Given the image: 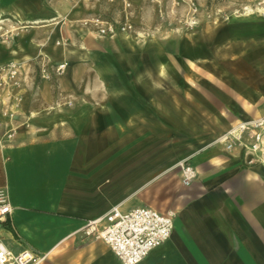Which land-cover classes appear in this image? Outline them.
Instances as JSON below:
<instances>
[{
  "label": "crops",
  "instance_id": "crops-1",
  "mask_svg": "<svg viewBox=\"0 0 264 264\" xmlns=\"http://www.w3.org/2000/svg\"><path fill=\"white\" fill-rule=\"evenodd\" d=\"M126 1L0 0V66L23 62L31 76L14 90V136L0 130V187L13 205L1 242L47 253L42 264H122L83 227L114 206H152L145 189L190 157L194 196L177 210L171 238L139 264H264V166L216 143L264 115V12L235 15L228 30L206 23L198 37L189 29L161 38L148 22L144 38L101 36L84 23L121 20ZM7 29L14 36L2 39ZM40 55L66 62L63 74L40 80ZM161 126L182 153L154 149Z\"/></svg>",
  "mask_w": 264,
  "mask_h": 264
},
{
  "label": "built area",
  "instance_id": "built-area-1",
  "mask_svg": "<svg viewBox=\"0 0 264 264\" xmlns=\"http://www.w3.org/2000/svg\"><path fill=\"white\" fill-rule=\"evenodd\" d=\"M253 3L252 9L261 7L264 12V0H254ZM124 6L121 20L94 18L84 23L94 25L101 36L135 31L133 13L128 10L131 4L126 1ZM14 31L7 29L1 34L2 39L13 37ZM66 67V62L53 64L47 57L40 55L32 73L40 80L51 81L62 75ZM29 78V65L26 63L10 61L0 66V130L4 129L3 134L9 139L16 132L11 126V119L22 101V94L14 90L21 89ZM216 143L221 144L226 152H239L249 164L264 166V115L237 122ZM177 167L183 187H190L198 179V170L190 163V157L181 160ZM12 211L7 189L0 187V222H6ZM176 216L174 210L160 211L152 206H137L128 212H122L119 206H114L103 216L87 221L83 230L87 235H93L106 243L122 264H139L152 250L171 238ZM47 257V253L40 254L27 247L14 251L0 240V264H42Z\"/></svg>",
  "mask_w": 264,
  "mask_h": 264
},
{
  "label": "rangeland",
  "instance_id": "rangeland-1",
  "mask_svg": "<svg viewBox=\"0 0 264 264\" xmlns=\"http://www.w3.org/2000/svg\"><path fill=\"white\" fill-rule=\"evenodd\" d=\"M131 7L128 9L133 13V19L135 21V31L120 33L131 34L138 38L147 37L148 33L139 29L148 22L157 28L159 37L164 38L169 34H181L184 30H192L193 33L198 35V29L200 26L216 22L218 26H223L222 29H230L235 15L241 12L259 14L258 11L261 7L252 9L254 6V0H127ZM256 3V2H255ZM149 8L148 13H143L144 6ZM247 8L246 10H244ZM254 10V11H253ZM263 11V9H262ZM226 30V31H227ZM232 112L228 115L231 116ZM168 129L161 126L160 137L157 143H154V149L160 152L161 157L164 154H179L183 151L180 149L181 144L176 143V133L172 132L168 134ZM141 147H147L146 143L139 144ZM113 150H119V144H111ZM128 149H135V145ZM185 152V151H184ZM187 153V152H186ZM154 177V176H153ZM152 176L144 178V183L151 180ZM144 199L153 207L160 211L177 210L182 204L194 195L190 194V189L183 187L180 182V172L175 165L170 170H167L164 174H160L155 179V184L146 188L144 193ZM177 218V216H176ZM175 218V222H176ZM176 225V223H175Z\"/></svg>",
  "mask_w": 264,
  "mask_h": 264
},
{
  "label": "bare ground",
  "instance_id": "bare-ground-1",
  "mask_svg": "<svg viewBox=\"0 0 264 264\" xmlns=\"http://www.w3.org/2000/svg\"><path fill=\"white\" fill-rule=\"evenodd\" d=\"M261 10V9H260ZM263 13V12H262ZM1 28V27H0Z\"/></svg>",
  "mask_w": 264,
  "mask_h": 264
}]
</instances>
